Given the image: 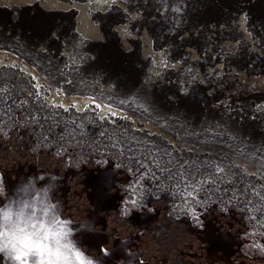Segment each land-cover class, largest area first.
<instances>
[{
  "label": "rangeland",
  "instance_id": "obj_1",
  "mask_svg": "<svg viewBox=\"0 0 264 264\" xmlns=\"http://www.w3.org/2000/svg\"><path fill=\"white\" fill-rule=\"evenodd\" d=\"M57 1L69 8L0 5V51L28 71L0 66L264 179V89L240 77L264 74V0H110L87 10L99 38L79 28L74 3L89 0Z\"/></svg>",
  "mask_w": 264,
  "mask_h": 264
},
{
  "label": "water",
  "instance_id": "obj_2",
  "mask_svg": "<svg viewBox=\"0 0 264 264\" xmlns=\"http://www.w3.org/2000/svg\"><path fill=\"white\" fill-rule=\"evenodd\" d=\"M37 169L64 178L74 225L95 220L81 236L103 264H264V179L0 66V171ZM132 187L146 203L124 218Z\"/></svg>",
  "mask_w": 264,
  "mask_h": 264
},
{
  "label": "clouds",
  "instance_id": "obj_3",
  "mask_svg": "<svg viewBox=\"0 0 264 264\" xmlns=\"http://www.w3.org/2000/svg\"><path fill=\"white\" fill-rule=\"evenodd\" d=\"M64 178L37 169L12 187L0 171V260L3 264H103L83 242L81 233L99 234L96 222L74 225L64 215L63 201L55 198ZM134 199L125 202L124 218L140 212L146 203L143 190L129 189ZM248 250L264 257V234H249ZM104 256L109 253L101 250Z\"/></svg>",
  "mask_w": 264,
  "mask_h": 264
},
{
  "label": "flooded vegetation",
  "instance_id": "obj_4",
  "mask_svg": "<svg viewBox=\"0 0 264 264\" xmlns=\"http://www.w3.org/2000/svg\"><path fill=\"white\" fill-rule=\"evenodd\" d=\"M32 1L33 0H0V5H5V6L10 7V6L15 5V4H17V5L27 4V3H30ZM89 1L90 2H88V3H79V2L74 3L76 8L79 11L78 16H77L78 23H80L79 28L85 36H87L89 38H99L101 36L99 33V30H97V28L94 24L90 23L89 18H88V14H87V10L89 9V7H92L93 9L94 8H99V9L104 8L105 6L110 5L111 1L110 0H89ZM44 3L49 8H65V9L69 8V4L64 3V2H60L57 0H44ZM142 40H143L144 44H146V42L150 43V39L148 38L147 33H143ZM122 45H123V47L129 49L130 44H129L126 37H124L122 39ZM143 53L145 56L148 54H151L152 56H154V60H155L157 69H161V67H163V65L167 64V62H165L164 59H162V57H160V56H163V53L162 52H159V53L154 52V50L150 46L145 47L143 49ZM195 54L196 53H193L192 57L196 56ZM5 58H7V61H6L7 64L19 65L20 67L23 68L24 71H28V67L26 66V64L24 62L20 61L16 56H14L10 53H7V52L0 51V63L3 62L5 60ZM177 65L178 64H174L173 66L176 67ZM240 77L246 81L248 86L255 87L257 90H261L262 88L264 89V74L259 75V76H250L249 77L247 74L242 72V74H240ZM39 80L40 79L36 77V81L39 82ZM70 96H72L76 99H79V100H81L85 103H88V104L93 103L97 106V108L102 109V110L109 112L113 115H116L118 117L119 116L121 117V115L118 114V113H120L118 111H121V110L116 109V108L111 107V106H108L104 103H101V102H99V101H97L91 97L74 95V94L70 95ZM98 104H100V106ZM109 109H111V110H109ZM112 109L118 110V111H113ZM121 112H123V111H121ZM123 113H125V112H123ZM122 116L132 118L129 113H125ZM145 124L147 126H149L147 124V122H145ZM149 129L153 132L157 131V129L153 128V126H149Z\"/></svg>",
  "mask_w": 264,
  "mask_h": 264
},
{
  "label": "bare ground",
  "instance_id": "obj_5",
  "mask_svg": "<svg viewBox=\"0 0 264 264\" xmlns=\"http://www.w3.org/2000/svg\"><path fill=\"white\" fill-rule=\"evenodd\" d=\"M99 106H100V104H98ZM109 110H111V109H109ZM113 111H118V110H114V109H112ZM118 112H120V113H118L119 115H123V114H125V113H123V112H121V111H118ZM113 113V112H112Z\"/></svg>",
  "mask_w": 264,
  "mask_h": 264
}]
</instances>
